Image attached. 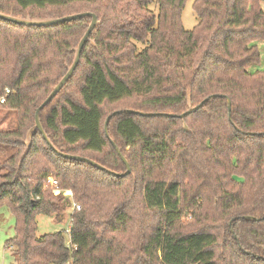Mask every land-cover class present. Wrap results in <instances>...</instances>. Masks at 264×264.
<instances>
[{
    "label": "trees",
    "instance_id": "1",
    "mask_svg": "<svg viewBox=\"0 0 264 264\" xmlns=\"http://www.w3.org/2000/svg\"><path fill=\"white\" fill-rule=\"evenodd\" d=\"M187 1L0 0L15 17L102 20L41 122L60 152L105 171L62 158L40 133L20 165L37 109L91 19L51 28L0 20V96L11 90L0 109L18 118L17 129L0 131V146L16 150L0 165V208L16 219L7 245L18 264H218L222 243L237 264H264V71L250 72L264 0H196L192 31L182 22ZM189 90L194 109L215 97L181 118ZM126 110L163 115H115ZM116 148L131 174L116 175L127 171ZM52 176L59 195L47 186ZM74 203L81 209L69 214ZM41 215L55 225L72 219L70 239L39 236Z\"/></svg>",
    "mask_w": 264,
    "mask_h": 264
},
{
    "label": "water",
    "instance_id": "2",
    "mask_svg": "<svg viewBox=\"0 0 264 264\" xmlns=\"http://www.w3.org/2000/svg\"><path fill=\"white\" fill-rule=\"evenodd\" d=\"M91 19V23L86 31V33L84 34L83 38L81 39V41L79 42V44L77 45V47H75L72 52L75 54L74 60L72 65L69 67L68 72L66 73V75L60 80V82L57 84V86L52 90V92L50 93V95L47 97V99L43 102V104L37 109L36 112V122L35 125L29 130L28 134H27V138L25 141V145H26V151L23 155V158L20 162V165L23 161V159L29 154L30 150L32 149L33 146V140L34 137L37 133H40L44 140L47 142V144L52 148V150L58 154L59 156H61L62 158L69 160V161H74V162H80V163H85L88 164L92 167H95L98 170L101 171H105L106 169L98 164L95 161H92L88 158H84V157H80V156H74V155H69V154H65L60 152L51 142L49 136L47 135V133L45 132L42 122H41V113L42 111L49 106V104L57 97V95L63 90V88L68 84V82L73 78L79 64L81 61V56H82V52L85 48V46L87 45V43L90 41V37L92 32L99 26L102 24V20H99V18L97 17V15L90 13V12H85V13H78V14H73V15H66L63 17H53V18H23V17H15L12 14H6L0 11V20L5 21V22H9V23H13L15 25H19V26H25L28 28L31 27H35V28H51V27H56V26H60L63 25L65 23H69V22H73V21H78V20H83V19ZM93 46H95V42H92ZM215 97V96H213ZM213 97L207 98L205 99L198 108H202L205 106L206 103L209 102V100ZM229 102V110L231 112V102ZM188 105L190 110L188 111V113H185L181 116V118H185L188 114H191L193 111L197 110L198 108H193V104H192V95H191V91H188ZM121 113H125V114H136V115H142V116H146V117H151V116H161L163 114H145V113H140L138 111L135 110H126V111H122V112H117L115 113V115L117 114H121ZM112 117H109L106 121V125H105V131H106V135L109 138V123L111 121ZM231 119V116H230ZM184 130L187 133H191V130L189 129V127L185 124L184 125ZM111 143L114 147H116L115 143L111 140ZM118 154L121 156L124 164L126 165L127 171L125 174H116L112 171H108L111 174H116L119 176H125V175H129L131 174V166L129 164V162L127 161V159L122 156V153L120 152L119 149H117ZM245 219L247 221H255L256 218L253 217H245Z\"/></svg>",
    "mask_w": 264,
    "mask_h": 264
},
{
    "label": "rangeland",
    "instance_id": "3",
    "mask_svg": "<svg viewBox=\"0 0 264 264\" xmlns=\"http://www.w3.org/2000/svg\"><path fill=\"white\" fill-rule=\"evenodd\" d=\"M196 0H188L185 6V9L182 14V22L185 30L192 31L198 24V18L194 11V3ZM153 9H156L153 7ZM264 9V5H263ZM259 52L261 54L260 61L253 64L250 67V72L254 73L257 71H264V41L257 42ZM189 107V105H188ZM190 109V108H189ZM18 128V118L15 113L9 112L7 110L0 109V131H10ZM29 132V131H28ZM28 134V133H27ZM27 138V137H26ZM16 150L14 148L0 146V165H2L7 159H9ZM53 177V176H52ZM50 188V187H48ZM52 189V188H50ZM72 213V209L68 211ZM38 232L39 236H44L46 234H52L56 232H64L70 228V221L66 224L55 225L52 223L51 219L47 216H38ZM185 225H188L190 218L185 219ZM15 228H16V219L7 206L0 208V264H18V259L12 249L8 247L7 242L15 237ZM194 226L192 229H186L185 232L195 230ZM232 249L225 246L224 243L218 247L216 250L217 253V262L218 264H237V261H233L230 254Z\"/></svg>",
    "mask_w": 264,
    "mask_h": 264
},
{
    "label": "built area",
    "instance_id": "4",
    "mask_svg": "<svg viewBox=\"0 0 264 264\" xmlns=\"http://www.w3.org/2000/svg\"><path fill=\"white\" fill-rule=\"evenodd\" d=\"M10 94H11V90L6 89L5 93L2 96H0V105H4L7 103V97ZM47 186L54 189L55 195H59L61 193V191L59 190V183L55 178L49 177L47 181ZM64 195L73 197V193L71 191H66ZM71 209H72V212L74 213L76 211H79L81 209V206L74 203ZM71 222H72V219L70 220V223ZM65 233H66L65 235L67 236V238L70 239V234H71L70 228H68Z\"/></svg>",
    "mask_w": 264,
    "mask_h": 264
}]
</instances>
